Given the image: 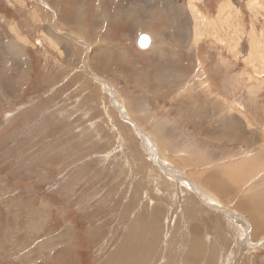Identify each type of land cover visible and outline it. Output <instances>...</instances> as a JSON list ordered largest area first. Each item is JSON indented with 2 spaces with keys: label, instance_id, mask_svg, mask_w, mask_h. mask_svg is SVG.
I'll list each match as a JSON object with an SVG mask.
<instances>
[{
  "label": "rangeland",
  "instance_id": "1",
  "mask_svg": "<svg viewBox=\"0 0 264 264\" xmlns=\"http://www.w3.org/2000/svg\"><path fill=\"white\" fill-rule=\"evenodd\" d=\"M263 46L264 0H0V264H264Z\"/></svg>",
  "mask_w": 264,
  "mask_h": 264
},
{
  "label": "bare ground",
  "instance_id": "2",
  "mask_svg": "<svg viewBox=\"0 0 264 264\" xmlns=\"http://www.w3.org/2000/svg\"><path fill=\"white\" fill-rule=\"evenodd\" d=\"M103 1V0H102ZM194 1V0H193ZM101 2V1H100ZM192 2V1H191ZM62 3V2H61ZM192 4V3H191ZM61 7V6H60ZM191 8H192V12H194V14H196L195 13V8H194V4H192L191 6H190ZM84 8V7H83ZM118 8V6L116 7V9ZM119 8H124V6L123 7H119ZM61 10V9H60ZM84 10V9H83ZM82 10V11H83ZM102 10V9H101ZM141 10V9H140ZM70 9H68V10H65V12H64V14L62 15V16H58V19H62L63 21H65L66 20V22L68 23V19H72V20H76L75 18H74V16L76 17H79L80 19H82L81 17L83 16V12H81L80 10L78 11V14H76L75 13V11H73L71 14H70ZM103 12H107L106 10H102ZM101 11V16L103 17L104 16V13ZM138 11V10H137ZM114 12V11H113ZM116 13V12H115ZM131 12H130V10H128V11H126L125 10V8L124 9H118V11H117V14L118 15H122V16H119V20H123V22H124V19H127V17H129L128 19L129 20H131V18L130 17H136L137 19H139V16L137 15V14H130ZM134 13V12H133ZM108 14L110 15V13H109V10H108ZM141 14V13H140ZM69 15H71V17L69 16ZM74 15V16H73ZM127 16V17H126ZM100 19H101V17H100ZM113 20V19H112ZM136 21V20H135ZM83 21L80 23V24H74V25H72V23H71V21H69V25H70V27H72V30H75L78 34H82V33H84L85 34V32H84V30H83ZM139 24V23H138ZM143 24V23H142ZM101 25V24H100ZM195 26H197V24L195 25ZM139 27V26H138ZM199 29V28H198ZM195 31V30H194ZM199 31H201V30H199ZM143 35H147V34H142V35H139V38H137L138 40H140V38H141V36H143ZM149 36V35H148ZM49 38V37H48ZM95 38V37H94ZM59 39V38H58ZM195 39V38H194ZM50 40H52V39H50ZM51 42V41H50ZM54 42H56V41H54ZM60 43H62V40H60L59 41ZM98 42V40H97V38H95V41H92L91 43H93V44H87V43H84V45L83 46H88V49H87V51H89V49L91 48L92 49V51L95 49L94 48V46L96 47V44L95 43H97ZM195 42H196V39H195ZM253 43V42H252ZM14 44H16V45H18V46H20L21 48H22V46H21V44H18L17 42L16 43H14ZM58 46V45H57ZM192 46H193V44H192ZM253 47V49H252V53L250 54L251 55V59H253V61L254 60H257L258 58H260V49L258 48V43H253V45H252ZM260 47V46H259ZM264 47V46H263ZM257 48H258V50H257ZM23 49V48H22ZM234 50V49H233ZM24 52V51H23ZM71 53V52H70ZM234 53V52H233ZM80 55V54H79ZM24 57H25V54L23 55ZM74 56V55H73ZM73 56H72V54L70 55V57L71 58H73ZM90 57H91V55H90V53H89V55H87V58H89L90 59ZM262 57V56H261ZM251 62V61H250ZM254 63V62H253ZM254 66V65H253ZM258 165V164H257ZM251 167V166H250ZM243 206V205H242ZM252 217V216H251Z\"/></svg>",
  "mask_w": 264,
  "mask_h": 264
},
{
  "label": "crops",
  "instance_id": "3",
  "mask_svg": "<svg viewBox=\"0 0 264 264\" xmlns=\"http://www.w3.org/2000/svg\"><path fill=\"white\" fill-rule=\"evenodd\" d=\"M195 8V5H194ZM5 17V15H4ZM18 43V42H17ZM20 44V43H18ZM3 57V56H2ZM7 60H9L10 56H5ZM25 74V73H23ZM2 89H0L1 91ZM43 228V226H42ZM54 246H51V243L47 242L46 245L42 246L40 245V248L37 249V252H40L43 254V256L50 255L48 257V262L52 258L53 260H59L60 264H76V256L79 257V254L77 255L76 251L71 248L70 245H67L63 242V239H60V237H55ZM36 252V253H37ZM46 261V262H47Z\"/></svg>",
  "mask_w": 264,
  "mask_h": 264
},
{
  "label": "water",
  "instance_id": "4",
  "mask_svg": "<svg viewBox=\"0 0 264 264\" xmlns=\"http://www.w3.org/2000/svg\"><path fill=\"white\" fill-rule=\"evenodd\" d=\"M151 41H152V38L150 35L149 36L143 35V36H141L138 44H139L141 49H147L149 47Z\"/></svg>",
  "mask_w": 264,
  "mask_h": 264
}]
</instances>
